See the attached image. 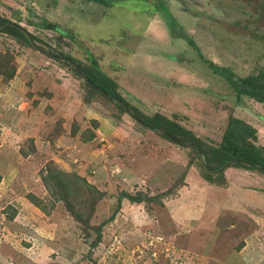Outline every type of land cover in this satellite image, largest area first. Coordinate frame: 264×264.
<instances>
[{
  "label": "rangeland",
  "instance_id": "374dc122",
  "mask_svg": "<svg viewBox=\"0 0 264 264\" xmlns=\"http://www.w3.org/2000/svg\"><path fill=\"white\" fill-rule=\"evenodd\" d=\"M156 1L0 0V18L25 28L42 50L94 61L147 115L172 119L212 146L232 116L252 125L264 147V104L237 102L181 37L240 77L257 73L264 0H163L167 13ZM1 57L10 63L0 64V264H264L263 174L231 166L206 174L195 150L142 127L107 99L86 104L81 79L61 61L4 32ZM93 120L97 136L83 143ZM46 170L84 177L103 194L94 208L88 189L71 194L87 223L44 187ZM123 192L153 200L132 203Z\"/></svg>",
  "mask_w": 264,
  "mask_h": 264
},
{
  "label": "trees",
  "instance_id": "16d2710c",
  "mask_svg": "<svg viewBox=\"0 0 264 264\" xmlns=\"http://www.w3.org/2000/svg\"><path fill=\"white\" fill-rule=\"evenodd\" d=\"M87 1L95 2L97 4L104 6H111L112 3L116 0H87ZM155 6H157V9H159L161 12L167 13V11H165V2H163V0H157L155 2ZM7 22H9L8 19L0 18V26L4 25ZM45 26L47 29H50L51 27L55 28V26L49 22H46ZM0 32L7 33L10 36L16 38L17 40H20L23 43L27 44L28 46H31L27 38L17 27L9 26L1 30ZM32 37L33 40L36 39L33 35ZM181 37H184V40L197 51L199 58H201V60L209 67V69L215 75L225 80L226 84L232 89L235 95L234 97L237 102H240L242 97L244 96L254 100L257 103L264 104V69H260L259 71H257V73L254 74L252 73L250 75L240 77L236 75V73H234L231 68L218 66L212 61L205 59L201 54L199 47L196 45V43L193 41L191 37L185 34L181 35ZM66 56L81 68L82 73L92 83L100 87L103 91L107 92L109 95L125 103L129 107L131 113L136 115L140 120L161 128L162 130L168 132L175 139H177L182 143H193V142L196 143L197 147L200 149L204 157L205 162L203 163V168L206 174L210 175L209 171H216L219 168H221L224 164H226L228 161L233 160L235 161V163L231 165V167H237L251 171L257 170L260 174L264 175V172L260 171L259 169H252L240 163V161L247 162L250 164H254L257 167L264 168V147L262 145H258L256 129L252 125L238 118L232 116L229 117L219 144L216 146H212L209 143L203 142L202 140H200V138H197L191 130L184 128L183 126H181L172 119H168L167 117H164L159 113L147 115L139 111L138 109L134 108L133 106L129 105V103L126 102L121 97V94L118 91L117 83L110 77L101 73V71L97 69L96 67L97 65L94 61H92L90 65H84L78 60L74 59L73 57H70L69 55ZM3 59L5 58L3 57L0 58V64L10 63V61L9 62L7 60L4 61ZM60 63L65 65L73 73L75 77L81 79L82 87L85 90L84 102L86 104L90 105L92 101L95 100V98H97V96L107 99L97 90H95V88L91 84L84 81L81 78V76L74 70V68L71 66L69 62L61 61ZM2 73L6 79L8 80L12 79L15 74V68L13 66H9L8 69ZM111 102L114 103L121 112L126 113L125 108L121 104H118L115 101H111ZM135 122L141 125L142 127H144L142 124L138 123L137 121ZM91 123L93 126L92 129L81 133L80 140L83 143L90 142L97 136L94 130L97 128L98 123L96 122V120H93ZM73 127L74 128H72L71 135L75 136L78 131V126L75 124ZM156 133L160 134L169 142L173 143L165 134L160 132H156ZM191 149L195 150L196 155L198 156L196 149L194 147H191ZM23 154L26 155L25 153ZM205 165L207 166V169L205 168ZM44 172H46V174H43ZM41 180L44 184V187L48 188L51 191L52 196L57 201L66 204L68 212L77 222L82 224L87 223L90 216L88 217L86 216V218H84L81 212L76 211L73 208V205L69 202V198L71 197V194L73 195L77 194L78 193L77 189L79 186L88 189L90 194H92L93 196L92 199L93 208L94 205L103 196V194H101V192L97 190L95 186L89 184V182H87L84 177H81L76 174H68V173H63L61 171L53 172L46 170V171H42ZM208 182L210 184H215V182L212 180H208ZM121 197L129 200L132 203H141L146 200L147 201L153 200L149 197L143 198L141 194L130 195L126 192H123L121 194ZM121 197L118 199V204H120ZM27 199L31 204H33L43 213H47L46 208L43 205V202L40 198H38L34 194H28ZM118 209L119 208H116L114 212H117ZM113 217L114 214L110 216L108 220H106V222L113 220ZM105 224H106L105 222H102L99 226H97V228H95L96 237L91 243L92 247H96L98 243H100L101 229L102 227H104Z\"/></svg>",
  "mask_w": 264,
  "mask_h": 264
},
{
  "label": "water",
  "instance_id": "95a60500",
  "mask_svg": "<svg viewBox=\"0 0 264 264\" xmlns=\"http://www.w3.org/2000/svg\"><path fill=\"white\" fill-rule=\"evenodd\" d=\"M9 26H14V27H17L23 34L24 36L27 38L29 44L35 48L36 50H38L39 52L45 54L46 56H49V58H53L54 60H59V61H66V62H69L71 64V66L74 68V70L81 76V78L88 82L89 84H91L95 90H97L100 94H102L105 98H107L109 101H115L117 102L118 104H121L124 108H125V111L128 115H130L135 121H137L138 123L142 124L144 127L152 130V131H155V132H160V133H163L165 134L173 143L179 145V146H182V147H185V148H191V147H194L197 151V154L198 156L203 160V163L205 162L204 161V157L202 155V152L200 151V149L197 147L196 143H182L180 141H178L177 139H175L172 135H170L168 132L162 130L161 128L153 125V124H150V123H147V122H144L142 120H140L136 115H134L133 113H131V111L129 110V107L123 103L121 100L119 99H116L115 97L109 95L107 92L103 91L100 87L96 86L94 83H92L81 71V68L75 64L73 61H71L68 57H65V56H60V55H56V54H52L46 50H42L38 47H36L34 41H33V37L31 35L30 32H28L25 28H23L22 26H20L19 24L15 23V22H7L5 23L4 25H1L0 26V31L5 29L6 27H9ZM60 33L62 34V32L60 31ZM235 163V161L231 160V161H228L226 164H224L221 168H219L218 170L216 171H209L211 173H217V172H220V171H223L224 169H226L227 167H230L231 165H233ZM241 164L245 165V166H248L252 169H259L260 171L264 172V168H260V167H257L256 165L254 164H250V163H247V162H242L240 161ZM205 168L207 169V166L205 165Z\"/></svg>",
  "mask_w": 264,
  "mask_h": 264
},
{
  "label": "crops",
  "instance_id": "0c3cea01",
  "mask_svg": "<svg viewBox=\"0 0 264 264\" xmlns=\"http://www.w3.org/2000/svg\"><path fill=\"white\" fill-rule=\"evenodd\" d=\"M244 251H246V248H245L244 250H241V252H239V253L242 254V253H244ZM246 254H247V253H246ZM246 254H245V255H246ZM250 254H251V253H250Z\"/></svg>",
  "mask_w": 264,
  "mask_h": 264
}]
</instances>
